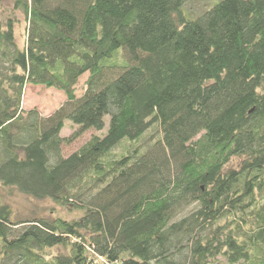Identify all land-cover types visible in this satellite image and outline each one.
Returning a JSON list of instances; mask_svg holds the SVG:
<instances>
[{
	"label": "trees",
	"instance_id": "trees-1",
	"mask_svg": "<svg viewBox=\"0 0 264 264\" xmlns=\"http://www.w3.org/2000/svg\"><path fill=\"white\" fill-rule=\"evenodd\" d=\"M189 1L15 0L22 49L0 19V187L79 213L0 194V264H264V0ZM27 84L66 101L23 110Z\"/></svg>",
	"mask_w": 264,
	"mask_h": 264
},
{
	"label": "rangeland",
	"instance_id": "rangeland-1",
	"mask_svg": "<svg viewBox=\"0 0 264 264\" xmlns=\"http://www.w3.org/2000/svg\"><path fill=\"white\" fill-rule=\"evenodd\" d=\"M217 0H190L182 7L181 11L185 18L194 19L201 14L204 9L212 6ZM12 18L14 20V35L15 43L19 49L24 48L26 41V28L27 23L23 12L16 8L15 0H0V19L5 22L7 19ZM121 58V55L118 56ZM125 57H123L124 59ZM126 60V58L124 59ZM88 74H84L78 81L76 86V96L79 97L85 90V81ZM66 101V97L63 92L55 90L53 88H46L44 86H35L27 84L24 87L21 107L23 110L36 109L37 112L44 117L51 115L57 110L62 103ZM104 127L101 131H94L92 129L83 133L76 141L69 145L62 146V154L68 156L71 153L77 151L83 146L92 135L96 134L100 137L104 136L108 128L109 117L104 116ZM76 130V126L69 120H65L64 127L60 136L68 137ZM151 131L147 132L141 141H139L140 148H144L148 143V137ZM158 133H155V136ZM130 145L137 147L136 143L128 142L124 140L114 150L113 154L119 155L127 152L126 150L132 148ZM136 145V146H135ZM131 150V149H130ZM0 194L7 199V202L11 205L13 211V218L16 220L33 218V217H61L65 220H70L79 216V213H69L65 209L56 205L49 199L37 200L30 196L19 193L16 189L9 190L8 188L0 187ZM218 264H227L224 260H220Z\"/></svg>",
	"mask_w": 264,
	"mask_h": 264
}]
</instances>
